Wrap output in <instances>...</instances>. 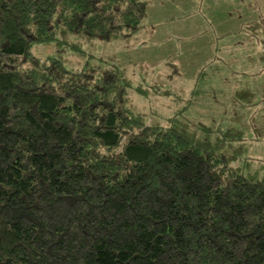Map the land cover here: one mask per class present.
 <instances>
[{"label":"trees","instance_id":"16d2710c","mask_svg":"<svg viewBox=\"0 0 264 264\" xmlns=\"http://www.w3.org/2000/svg\"><path fill=\"white\" fill-rule=\"evenodd\" d=\"M148 10L0 0V264H264V179L235 165L243 130L186 117L191 97L135 84L68 38L130 37ZM243 28L261 37L264 19ZM68 51L85 56L80 68ZM133 92L184 103L150 123ZM256 96L234 93L244 105Z\"/></svg>","mask_w":264,"mask_h":264},{"label":"rangeland","instance_id":"374dc122","mask_svg":"<svg viewBox=\"0 0 264 264\" xmlns=\"http://www.w3.org/2000/svg\"><path fill=\"white\" fill-rule=\"evenodd\" d=\"M147 2L145 25L130 37L93 42L77 35L68 38L80 41L96 55L95 61L112 56L135 84L157 82L191 97L186 117L241 128L244 140L235 145L244 152L235 165L264 179V32L258 37L243 28L247 22L264 19V0ZM54 50L52 43L33 46L39 57ZM65 59L68 67L80 68L86 58L68 51ZM242 87L257 91V103L244 105L234 98ZM133 98V109L145 112L150 123H164L184 103L174 96L145 97L137 92Z\"/></svg>","mask_w":264,"mask_h":264},{"label":"crops","instance_id":"0c3cea01","mask_svg":"<svg viewBox=\"0 0 264 264\" xmlns=\"http://www.w3.org/2000/svg\"><path fill=\"white\" fill-rule=\"evenodd\" d=\"M145 1H147V0H145Z\"/></svg>","mask_w":264,"mask_h":264}]
</instances>
